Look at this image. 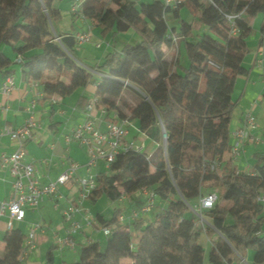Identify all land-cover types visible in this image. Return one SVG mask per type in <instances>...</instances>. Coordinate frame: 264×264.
Wrapping results in <instances>:
<instances>
[{"label": "trees", "instance_id": "obj_1", "mask_svg": "<svg viewBox=\"0 0 264 264\" xmlns=\"http://www.w3.org/2000/svg\"><path fill=\"white\" fill-rule=\"evenodd\" d=\"M56 1L0 0V73L7 77L21 66L22 76L38 82L45 98L68 96L94 81L56 29L62 16ZM75 2L79 9L72 12L96 22L104 35L130 28L141 34L138 42L104 56L98 68L105 75L94 99L107 119L134 118L157 142L152 153H119L94 178L88 199L117 200L151 188L166 205L154 219H133L130 231L117 225L119 214L99 213L101 224L110 228L106 242L84 245L72 264H234L250 250L253 264H264V152L256 153L250 172L239 170L230 154L235 81L247 72L243 61L259 15L264 34V0H190L193 21L182 19L174 27L167 13L178 17L182 2L163 12L136 0ZM180 42L187 66L179 63V53L166 50ZM203 190L217 194L203 213L221 232L214 237V230L204 228L212 242L208 262L200 241L203 227L189 215V202ZM134 232H139L136 241ZM25 237L20 228L5 233L0 264H27L20 258Z\"/></svg>", "mask_w": 264, "mask_h": 264}, {"label": "crops", "instance_id": "obj_2", "mask_svg": "<svg viewBox=\"0 0 264 264\" xmlns=\"http://www.w3.org/2000/svg\"><path fill=\"white\" fill-rule=\"evenodd\" d=\"M75 1L70 0V4L65 5V7H61V4L55 2V7L61 10L62 15L61 20L56 24V28L58 33L72 47L71 54L74 59L93 74V82L85 87H79L68 96L54 95L51 98H45L38 82H29L22 76L21 66L17 65L15 68L13 73L15 87L8 93L2 89L6 77L0 73V154H10L15 149V142L8 133L4 132L5 126L17 128L30 116H34L39 122V126L33 130L32 136L26 141L25 159L34 164L40 180L43 183H48L56 179L70 162L79 164L72 179L60 186L54 195L46 196L38 207L28 209L23 220H13L8 214L0 217V255L3 254L4 235L8 230L20 228L27 235L33 224L39 223L41 225L36 233L37 245L29 251L24 260L27 264H72L79 259L80 250L84 245L93 241H100L104 244L107 235L97 217L99 213L106 218H111L113 214H119L117 225L119 227L125 226V230L130 231L133 219L131 220L129 216L134 210L145 204L149 192V189H143L140 190L141 195L138 192L124 194L123 197L115 200L119 205L114 207L113 211L107 207L96 209V206L89 203L91 202L89 199L84 200L82 205L89 209L98 224L84 226L82 232L75 236L76 248L70 249L58 244L57 238L65 236L66 229L70 225V221L65 218L64 210L70 203L76 204L81 198L79 179L90 176L95 178L99 172L107 169L104 162L100 161L98 166L89 172L86 168V163L89 160L88 147L77 140L68 141L67 136L71 134L74 126L90 118L104 128L107 119L106 112L94 101L97 83L105 75L100 71L98 65L108 52L120 51L125 45L142 38L135 28H130L125 32L102 34L101 27L96 22L82 16H76L72 12ZM136 1L138 3L146 2L153 7L162 2L161 0ZM157 10L162 12L165 10L163 2L160 9ZM66 14L69 16L68 23L65 21ZM190 14H194L190 0H182V8L178 17L173 18L171 11L167 13L170 26H178L180 21L185 18L189 21ZM261 20L262 15L254 20V30L248 38L250 49L243 61L247 72L237 77L233 91L235 107L231 121V132L245 124V113L248 111L256 115L258 123L257 128L251 133L259 139L246 140L241 155L233 161L239 170L246 172L253 171L256 153L264 152V74L256 62L259 48H264V34L260 29ZM77 23L80 24L78 27ZM80 32H89L90 41L79 44L76 40V34ZM166 50L170 54H173L174 51L179 53V63L182 66L188 65L189 60L183 42ZM6 52L12 53L8 47ZM127 128L129 130L128 139L137 144H142L147 153H152L147 148L150 144V137L139 129L137 120L128 118ZM13 182L14 177L10 170L0 166V201L12 197ZM165 205V202L159 200L154 208L141 217H145L147 220L154 219ZM121 216L126 219L122 221ZM75 219L83 221L82 214L77 213ZM10 223L11 227H9ZM138 234L139 232H134V241L137 240ZM214 237L216 236L214 235ZM201 244L203 245V243ZM204 248L208 262V255L212 248V242L209 238ZM246 256L244 257L245 260ZM239 264H242L241 260Z\"/></svg>", "mask_w": 264, "mask_h": 264}, {"label": "built area", "instance_id": "obj_3", "mask_svg": "<svg viewBox=\"0 0 264 264\" xmlns=\"http://www.w3.org/2000/svg\"><path fill=\"white\" fill-rule=\"evenodd\" d=\"M165 6H175L182 0H161ZM79 4L74 3L72 11L77 12ZM56 39L61 40V37L56 34ZM91 35L89 32H80L76 34V40L79 44L89 42ZM176 40V37H174ZM256 62L264 74V48H259L256 57ZM15 87L13 74L7 76L2 84L4 92L8 93ZM95 101V99H94ZM91 107V106H90ZM104 112H106L104 110ZM39 126V122L34 116H30L26 121L17 128L5 126L4 132L8 133L11 139L15 142V149L10 154H0V166L7 167L14 177L13 195L11 198L0 201V217L8 214L13 220H23L26 211L30 208H36L46 196L54 195L60 186L66 184L72 179L79 164L70 162L67 168L54 180L48 183H43L36 174L35 166L32 162L26 161L25 144L32 136V132ZM258 126L256 115L248 111L245 113V124L231 132L232 146L231 157L236 160L242 153L246 140L259 138L252 135L251 131ZM129 130L127 128V119H120L117 116L111 119H106L105 126L102 128L92 118L78 123L72 129V132L67 136V140H77L88 147L89 160L86 163V168L90 172L92 168L97 167L99 162H104L107 169L111 166L117 155L121 152L131 150L145 151L142 144H137L128 139ZM164 138V137H163ZM79 185L81 187V198L78 202L70 203L64 210L65 218L70 221V225L66 229V235L58 237V244L62 247L74 249L77 246L75 236L82 232L85 225L98 224L88 208L82 205L83 201L88 199L90 191L95 187L94 177L80 178ZM148 196L145 204L131 213L130 219L141 217L147 214L156 204L157 194L151 188H148ZM122 194L120 197H123ZM217 201V194L209 192L202 195L198 199L197 207L200 212L204 209L212 208ZM260 201L264 203V194L260 197ZM197 213V210H195ZM77 213L82 214L83 221L75 219ZM198 214V213H197ZM199 215V214H198ZM123 221L126 218L121 216ZM11 227V223L9 224ZM41 227L39 223H35L30 227L28 234L25 237L24 245L21 252V260H25L31 249L37 245L36 233ZM106 235L110 233L108 226H102ZM241 258V263L246 264L244 257ZM206 264V263H205Z\"/></svg>", "mask_w": 264, "mask_h": 264}, {"label": "rangeland", "instance_id": "obj_4", "mask_svg": "<svg viewBox=\"0 0 264 264\" xmlns=\"http://www.w3.org/2000/svg\"><path fill=\"white\" fill-rule=\"evenodd\" d=\"M152 0H149V2H151ZM56 2H58L59 4H61V7H65V5H69L70 4V0H58V1H56ZM162 6V2L161 3H159V4H157V6L155 7L156 9H160V7ZM191 15V14H190ZM67 19H69V16L66 14V17H65V21L67 22ZM186 19V18H185ZM189 21L190 22H192L193 21V19H194V14L193 15H191L189 18ZM170 20H171V18H170ZM68 23V22H67ZM69 23H70V21H69ZM80 24L79 23H77V27L79 26ZM57 29V28H56ZM141 38H139V39H136V40H134L133 42L135 43V42H138V40H140ZM63 41H64V43L66 42V39H63ZM9 48V47H8ZM68 79L67 78H65V81H67ZM149 142H150V144L148 145V151H150V152H153L154 150H155V148L157 147V142L155 141V140H153L152 138H150L149 139ZM162 144H163V146H165L164 145V138L162 137ZM205 193V190H203V194ZM138 194H140L141 195V192L140 191H138ZM218 194L220 195V193L218 192ZM159 200H160V198L157 196V200H156V204H155V206L157 205V203L159 202ZM90 204H92V205H94V206H96L95 208L96 209H98V207H101V208H109L110 209V211H113V208L114 207H117L118 205H119V203L118 202H116L115 200H112L111 198H109L108 196H106V195H103V196H101L98 200H97V202H95V203H91V202H89ZM197 203H198V199H193V200H191L190 202H189V207H190V213H189V215L190 216H192V217H194V219H196V221L198 222V224L201 226V227H203V229H202V231H201V236H200V241H201V243H203V245L204 246H206V244H207V242H208V238H207V236H206V234H205V232H204V228H209V229H212V230H214V232H215V236H219V235H221V232L218 230V229H216L215 228V226H214V224H213V222H212V219L211 218H209L207 215H205L203 212H200L199 210H198V207H197ZM154 208V207H153ZM195 210H197V213L199 214H197L196 212H195ZM154 212H155V210H154ZM252 255H253V251L252 250H250L249 252H248V255L246 256V260H247V262L249 263V264H253V260H252ZM240 260H241V258H240ZM234 264H239V263H234Z\"/></svg>", "mask_w": 264, "mask_h": 264}, {"label": "water", "instance_id": "obj_5", "mask_svg": "<svg viewBox=\"0 0 264 264\" xmlns=\"http://www.w3.org/2000/svg\"><path fill=\"white\" fill-rule=\"evenodd\" d=\"M162 134H163V137H164V145H165V148H166V146H167V131H166V129L163 127V129H162Z\"/></svg>", "mask_w": 264, "mask_h": 264}, {"label": "bare ground", "instance_id": "obj_6", "mask_svg": "<svg viewBox=\"0 0 264 264\" xmlns=\"http://www.w3.org/2000/svg\"><path fill=\"white\" fill-rule=\"evenodd\" d=\"M241 257V256H240Z\"/></svg>", "mask_w": 264, "mask_h": 264}]
</instances>
